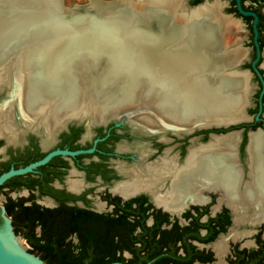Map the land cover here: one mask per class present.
<instances>
[{
  "label": "flooded vegetation",
  "instance_id": "obj_1",
  "mask_svg": "<svg viewBox=\"0 0 264 264\" xmlns=\"http://www.w3.org/2000/svg\"><path fill=\"white\" fill-rule=\"evenodd\" d=\"M241 2L244 9L254 11L258 16V46L254 37V17L240 13L237 0H225V30L229 29L225 35L233 28L230 18L239 20L240 27L246 31L243 42L250 48L242 63L231 68L236 71L248 68L257 86L254 99H250L247 106L248 114L236 119L245 120L227 128L193 131V127L188 130L187 126L182 129L177 122L162 115L145 114L146 110L140 108L135 110L136 114L127 117L123 114H67V109L50 97L36 103L27 88L30 78L24 75L20 66L14 74L9 69L10 61L0 66V176L12 169L38 163L55 152L47 162L13 175L0 185L3 222L5 216L9 217L15 231L12 217L4 209L5 204L13 201L32 206L27 227L37 235L44 228L47 233L54 231L53 225L45 221L55 215L53 211L60 214L73 208V211L87 209L114 214L118 204L134 202V207L141 205L148 215V226L157 218H164L162 229L172 228L175 222L182 228L189 226L185 231L190 234L189 241L196 250L211 254L213 258L204 262L195 260L193 264H264V183L256 168L259 162L264 165V94L261 96L264 84L260 76L264 79V0ZM258 55L254 68L252 62ZM249 59L251 61L246 63ZM148 118L153 119L152 122ZM255 135L259 136L257 159L252 150ZM216 137H225L227 145L217 143L215 148L211 145L208 149L221 151L235 168L234 194L216 187L218 180H210L199 189L203 202L194 201L191 195L174 210L159 203L168 198L171 179L147 183L150 167L168 159L170 164L181 167L191 149L204 148ZM230 199L241 203L238 214L229 203ZM133 217L130 216L131 220ZM83 221H76L77 229H72L65 241L73 243L75 251L79 249ZM71 228L58 229L64 233ZM141 231L137 227L134 233ZM205 236H209L206 241L199 239ZM222 237H225V254L220 259L214 244ZM141 245H112L106 257L121 255L124 261L113 263L139 264L135 247Z\"/></svg>",
  "mask_w": 264,
  "mask_h": 264
},
{
  "label": "bare ground",
  "instance_id": "obj_2",
  "mask_svg": "<svg viewBox=\"0 0 264 264\" xmlns=\"http://www.w3.org/2000/svg\"><path fill=\"white\" fill-rule=\"evenodd\" d=\"M90 2L94 11L83 15L81 9L75 10L74 15L78 19L73 20L70 19L69 12L63 7L61 0H0V66L10 61L9 69L13 74L18 72L19 66L21 70L23 69L24 75L30 78L29 81L27 80L28 91L37 104L50 97L55 102L59 101L60 106L67 109V114L89 116L123 114L127 117L134 112L136 114L135 110L139 109L121 110L123 106L131 104L128 101L140 93L150 95V92L156 90L154 94L157 96L153 97V103L161 114L150 111V115L155 117L162 115L183 126L182 129L188 126L187 129L190 130L196 125L204 127L211 122L236 120L245 114L242 110L248 105V72L228 70L242 61L245 53L240 48L228 49L227 41L222 37L226 17L222 13V7L216 4L211 6L203 4L187 10L183 0H118L122 8L115 15V19L120 21L116 28L128 24V28L133 30V35L124 40V45L120 46L126 48L132 46L140 50L131 54L125 61L128 64L141 65L137 67L140 71H154L156 75L158 72L161 76V79L147 76L152 82L149 83L147 90L135 93L138 92V88L136 89V84H133L131 89L125 91V97H116L105 104L93 99L84 100L81 92L75 99H67V95L59 96L58 92L62 91L59 87L64 86L61 83L62 74L68 75L66 56L69 49V35L72 32L71 26L77 21L93 22L96 25L97 20L94 16L97 11L108 9L100 0H90ZM123 8L130 11H124ZM151 8L165 12L164 18L169 19L172 24L168 25V28L164 27L163 32H157L155 36L149 37L143 33L142 27L147 29L151 25V17L148 12L146 13ZM133 10L134 13H131ZM137 11L145 12L143 18L137 17ZM90 15L92 16L88 17ZM183 25L188 26V29ZM228 30L226 28L225 33L229 32ZM106 31L109 35L107 41L112 42V28L109 25ZM83 40L88 38L79 37L78 41ZM18 41H21V45L25 43L27 46L23 49ZM142 43L145 44L146 51L141 50ZM62 45L63 51L60 50ZM94 46L99 47V43L95 42ZM210 47L220 53L216 52V56L211 54ZM112 54H116L115 62L119 65L117 68L126 71L122 67L124 65L118 62L122 57L120 51L114 49ZM29 66L34 69L32 78L29 74ZM206 69L216 71L217 77L213 79L205 75L203 70ZM151 118L147 120L152 122ZM155 120L161 119L155 118ZM258 137L256 135L253 137L252 150L256 153L255 156ZM217 143L225 145V137H216L204 148L191 149L186 163L181 167L170 164L169 159L158 165L154 164V167L148 165L150 173L147 174H150L148 177L150 180H147V183L160 182L168 177L171 179L172 186L167 193L168 198H164L159 203L174 210L191 195L194 201L203 202L199 189L210 180H218L216 187L223 188L229 194L233 193L237 182L235 168L228 163L225 154L221 151L213 152L208 149L211 145L215 148ZM256 168L264 183V165L259 162ZM229 203L238 214L241 203L233 199H230ZM214 249L221 259L225 254V237L214 244Z\"/></svg>",
  "mask_w": 264,
  "mask_h": 264
},
{
  "label": "water",
  "instance_id": "obj_3",
  "mask_svg": "<svg viewBox=\"0 0 264 264\" xmlns=\"http://www.w3.org/2000/svg\"><path fill=\"white\" fill-rule=\"evenodd\" d=\"M100 1L103 3V5H106L108 9L107 10L100 9L97 11V14L94 16V19L96 18L97 20L96 25L95 23L93 24V22L84 23L77 21L71 26L72 32L69 35L70 42L66 56V60L68 62L66 71L68 75L65 76L64 74H62L63 76L61 78L62 79L61 83L64 86L59 87V89L62 90V91L60 90L61 93L58 92L59 96L64 97L65 95H67V99H75V97L76 96L78 97L81 92L84 100L93 99L96 101L103 102L101 104H105L116 97L119 98L125 97L126 96V94H124L125 91L131 89L133 84L134 85L136 84L135 86L136 89L138 88L137 90L138 92L135 93H140L142 90H147L149 83H152L148 80L147 76L149 78H151V76H154L161 79V76H159L158 72H157L158 76L154 71L143 72L140 71V69H137V67L138 66L140 67L141 65L128 64L125 61V59L128 58L131 54L140 51L136 47L129 46L126 48L124 46L123 47L120 46V45H124L125 43L124 40L129 39L130 38L129 36L133 35V30L130 27L128 28L127 26L128 24H122L121 28H116L117 25L120 24V21L115 19V15L118 12H120L122 8L121 5L118 4V0H100ZM61 2L63 7L67 8V11L69 12L70 15L69 16L70 19L73 20L78 19L74 15L75 10L77 11L81 9V11L84 12L82 13L83 15H86L87 13H92L94 11V9L91 6L90 0H88L86 4L77 3L71 7L65 5L64 0H61ZM203 3L204 1L194 6L198 7ZM207 4H210V1H207ZM237 7L240 13H242L243 15H251L254 17V21H253V26L255 30L254 37H255V44L258 46V40H257L258 16L256 12L244 9L241 0H237ZM123 10L130 11L127 8H123ZM160 10L161 9L158 8H151V10L146 11V13L148 12L152 21L150 27H148L147 29H144L142 27V30L144 31L143 33L145 35H148L149 37L155 36L157 32H163L164 27L168 28V25L172 24L170 23L169 19L166 20L164 18L163 15L166 16L165 12H161ZM131 13H134V10L131 11ZM136 13L138 18H143L142 15L145 14V12L143 13L140 11H137ZM92 15L88 17H91ZM88 17L86 19H88ZM108 25L109 27L112 28V32H111L113 38L112 42L107 41L109 37V35L107 34L108 32L106 31ZM126 26L128 29H126ZM183 27L185 29H188V26L183 25ZM79 37L88 38V40L78 41ZM20 42L21 41H18L19 45H21ZM95 42L99 43V47L94 46ZM142 44L143 45H141V50L146 51L144 47L145 44L144 43ZM26 46L27 44L25 43H22L21 45L23 49ZM117 46L119 47L117 48ZM63 49L64 46L62 45V48L60 50L63 51ZM114 49L120 51V55L122 57L118 59V62L119 64L122 63L124 65L122 67L126 71H120L117 68L119 65H116L115 62L117 61L116 54H112V51ZM210 49H211L210 53L216 56L217 51H215V49L211 47ZM201 51L203 52V47L201 48ZM217 53L219 54L220 52L218 51ZM258 59H259V55L252 62V66L254 68H256V63ZM242 61H240L235 66L240 65ZM28 68L30 71L29 74L32 78L34 69L32 68V66H29ZM232 68L230 67L228 68V70L236 71L235 69L233 70ZM203 72L205 73V75L213 79L217 77V73L213 69L212 70L206 69L203 70ZM247 72L249 75L248 84L250 87L247 94V101L249 104L252 94V86L250 83V78L252 76V73L250 70L249 71L247 70ZM260 76L264 84V79L262 75ZM14 92H16V87L14 88L13 93ZM155 92L156 90L154 92H150V95H145V93L143 95L142 93H140L139 95H135L132 100L128 101L131 104L123 106L121 110L128 111L136 108H143V109L145 108L146 109L145 113L149 109L148 114H151L150 111H157L155 107L156 105L155 103H153L154 98L157 96L156 94H154ZM263 94H264V89L261 92V96ZM128 102H126V104ZM247 106H245L243 109L246 115L248 114ZM157 112L161 114L159 110ZM260 112L261 111H259L257 117H259ZM113 115H117V114H113ZM105 120L107 121L108 119ZM244 120L245 119L243 118L241 120H232V119L224 120L221 123L211 122V124L204 127H201L200 125H196L194 126L193 131L200 129L227 128L232 125H237L243 122ZM53 154H55V152L49 154L42 161L38 163L28 165L27 167L21 169H12L9 172L2 174L0 176V185L3 184L9 177L13 175L25 173L27 171L32 170L34 166L47 162L52 157ZM5 221H6V227L0 224V264H45L44 261L39 256L29 251L30 247L28 244L24 242L25 239L16 234V232L13 230L11 219L5 216ZM111 264H117V263H111Z\"/></svg>",
  "mask_w": 264,
  "mask_h": 264
},
{
  "label": "trees",
  "instance_id": "obj_4",
  "mask_svg": "<svg viewBox=\"0 0 264 264\" xmlns=\"http://www.w3.org/2000/svg\"><path fill=\"white\" fill-rule=\"evenodd\" d=\"M202 1L204 0H194L192 3L197 5ZM133 203L118 204L114 214L96 213L87 209L73 211V208L68 212L56 214L51 210L55 215L45 221L48 220L47 222L53 225L54 231L47 233L44 228L39 235L27 227L32 206L19 205L13 201L5 204L4 209L7 215L12 217L15 232L25 238L31 246L29 251L39 255L45 264H111L124 261L121 255L106 257L111 252L112 245L120 243L142 244L135 247L136 256L140 259L139 264H193L195 260L204 262L213 259L211 254L196 250L189 241L190 234L185 232L189 226L182 228L175 222L172 228L162 229L161 221L164 218H157L148 226V215L141 209V205L134 207ZM1 211L2 207L0 214ZM130 216H134V219L131 220ZM78 219L84 220V228L79 234V249L75 251L73 243L65 241L70 232L77 229L75 223ZM2 223L3 218L0 215V224ZM66 226L73 228L64 233L59 231L58 228ZM137 227L142 231L135 234ZM208 237L199 239L206 241ZM64 243L65 248L62 247ZM133 260L134 258L131 259Z\"/></svg>",
  "mask_w": 264,
  "mask_h": 264
},
{
  "label": "rangeland",
  "instance_id": "obj_5",
  "mask_svg": "<svg viewBox=\"0 0 264 264\" xmlns=\"http://www.w3.org/2000/svg\"><path fill=\"white\" fill-rule=\"evenodd\" d=\"M87 1L88 0H64V3H65V5L71 7V6H74L77 3L86 4ZM207 1H210V4H208V6H211V5H214V4L220 5L222 7V13L225 14V0H204L203 4H207ZM183 2H184V5H185L184 7L187 10H189V9L191 10V9H193L195 7L191 0H183ZM203 4H201V5H203ZM230 20H231L230 24H233V28H232L231 32L228 33L227 35H225V29H224L223 30V34H222V37L227 41V44L226 43L225 44L229 47V50H234V49L240 48V50H242L244 53L245 52L247 53L248 52L247 50H249L250 48L248 47L249 46L248 43H244L243 42L244 35L246 34L245 29L243 27H240L239 20H238V22H236L237 20H235V18H233V17L230 18ZM232 21H234V22H232ZM250 61H251V59H249V61H246V63H248ZM242 70H243L242 73H246L245 70H248V68H245V69H242ZM250 83H251V86H252L251 99L253 101L254 96H255V90H256L255 88L257 86V82H256L254 76H251ZM145 114H148V112H146ZM2 200H3V197L0 195V202ZM2 225H4L6 227V221H4L2 223ZM17 235H19V234H17ZM19 236H21V235H19ZM22 241H24V240H22ZM24 242L26 244H28L27 241H24Z\"/></svg>",
  "mask_w": 264,
  "mask_h": 264
}]
</instances>
